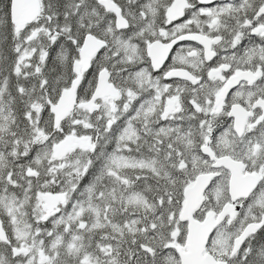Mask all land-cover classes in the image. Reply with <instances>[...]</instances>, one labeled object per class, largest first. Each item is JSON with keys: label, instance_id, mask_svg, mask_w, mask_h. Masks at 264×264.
<instances>
[{"label": "snow or ice", "instance_id": "obj_1", "mask_svg": "<svg viewBox=\"0 0 264 264\" xmlns=\"http://www.w3.org/2000/svg\"><path fill=\"white\" fill-rule=\"evenodd\" d=\"M0 264H264V0H0Z\"/></svg>", "mask_w": 264, "mask_h": 264}]
</instances>
